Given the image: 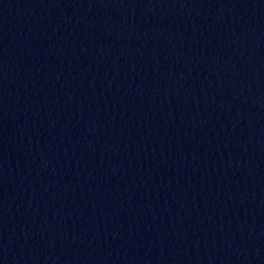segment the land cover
Here are the masks:
<instances>
[{
    "label": "water",
    "instance_id": "1",
    "mask_svg": "<svg viewBox=\"0 0 264 264\" xmlns=\"http://www.w3.org/2000/svg\"><path fill=\"white\" fill-rule=\"evenodd\" d=\"M0 264H264V0H0Z\"/></svg>",
    "mask_w": 264,
    "mask_h": 264
}]
</instances>
